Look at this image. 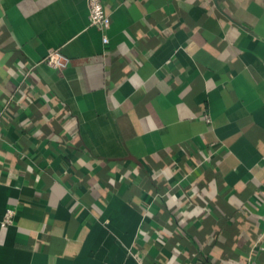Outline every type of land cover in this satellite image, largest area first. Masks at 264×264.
<instances>
[{"label":"crops","instance_id":"0c3cea01","mask_svg":"<svg viewBox=\"0 0 264 264\" xmlns=\"http://www.w3.org/2000/svg\"><path fill=\"white\" fill-rule=\"evenodd\" d=\"M103 5L0 0V264H264V0Z\"/></svg>","mask_w":264,"mask_h":264},{"label":"built area","instance_id":"2783aa9c","mask_svg":"<svg viewBox=\"0 0 264 264\" xmlns=\"http://www.w3.org/2000/svg\"><path fill=\"white\" fill-rule=\"evenodd\" d=\"M88 8V23L91 26H95L99 30H105L110 22L109 13L104 9L103 0H86ZM102 41L106 42L107 37L103 33ZM47 65L53 68H62L67 64L68 59L65 58L57 49H50L41 58ZM13 210L7 208L1 224H7L11 221Z\"/></svg>","mask_w":264,"mask_h":264}]
</instances>
